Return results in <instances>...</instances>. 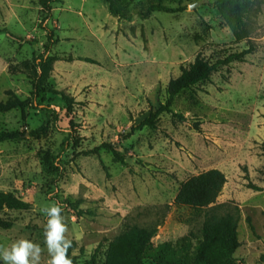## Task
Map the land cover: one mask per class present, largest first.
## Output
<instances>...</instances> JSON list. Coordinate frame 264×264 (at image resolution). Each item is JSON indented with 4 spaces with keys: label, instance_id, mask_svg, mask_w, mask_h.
I'll return each mask as SVG.
<instances>
[{
    "label": "rangeland",
    "instance_id": "374dc122",
    "mask_svg": "<svg viewBox=\"0 0 264 264\" xmlns=\"http://www.w3.org/2000/svg\"><path fill=\"white\" fill-rule=\"evenodd\" d=\"M154 1L113 0L114 14L110 0H0V27L7 28L0 33V100L8 90L30 99L24 112L0 113L4 130L21 133L0 143V191L31 204L0 212L13 222L0 227V248L29 239L48 264L43 209L54 203L79 263L98 247L104 261L126 224L158 226L155 244L177 243L200 234L204 219L175 204L180 184L218 168L227 182L217 203L241 213L235 257L264 264V192L249 188L264 187V5L253 20L256 52L179 94L173 113L130 135L166 101L181 66L199 53L215 61L247 48L234 41L215 0L195 8L203 0H165L185 9L148 14ZM49 55L61 60L42 80L38 64ZM86 57L96 63L80 60ZM54 91L76 99L71 112ZM103 143L126 162L105 149L89 153ZM67 201L79 202L82 216Z\"/></svg>",
    "mask_w": 264,
    "mask_h": 264
},
{
    "label": "trees",
    "instance_id": "16d2710c",
    "mask_svg": "<svg viewBox=\"0 0 264 264\" xmlns=\"http://www.w3.org/2000/svg\"><path fill=\"white\" fill-rule=\"evenodd\" d=\"M110 3L111 11L114 14H120L114 8L113 0H110ZM214 5L223 18L230 22L234 41L246 42L247 48L215 61H210L199 53L189 65L181 66V73L171 78L167 85L166 101L155 111H151L150 116L140 125L133 126L130 135L144 126H156L162 113H173L172 105L179 94L208 81L221 67L234 61H244L247 55L258 50V44L253 40V20L262 12L264 0H215ZM184 9L185 7L181 5L173 7L165 0H155L150 5L148 14L156 11L177 12ZM6 31V27H0V33ZM58 60L61 58L56 55L41 57L38 64L41 70V74L38 75L40 79L46 80L49 77L54 63ZM80 60L96 63L94 59L88 57L80 58ZM54 92L62 96L67 104L68 112H71L76 99L64 91ZM7 95L6 100H0V113L18 108L23 112L26 110L30 99H22L13 90H8ZM179 116L184 118L182 115ZM20 137L21 133L4 130L0 124V143ZM102 149L112 152L115 160L126 162L125 156L116 150L112 143H103L89 153L99 154ZM226 182V174L218 168H212L193 175L180 184L175 204L190 208L194 215L203 216L200 234L191 231L177 243L164 241L155 244L153 238L158 233V226L126 224L123 231L110 241L104 261L100 260L98 247L90 259L79 263L73 254L76 249L75 241H72V247L68 249V256L72 264H241L235 257L236 251L241 246L238 233L241 220L240 209L237 205L232 206V203H217ZM249 188L264 192V187L254 183H250ZM67 203L77 211L79 216H82L83 211L79 208V202L67 201ZM30 207V203L15 193L0 191V212L5 209L26 210ZM12 226V221L0 216L1 228L9 229ZM262 259L264 260V256Z\"/></svg>",
    "mask_w": 264,
    "mask_h": 264
},
{
    "label": "clouds",
    "instance_id": "9594fccd",
    "mask_svg": "<svg viewBox=\"0 0 264 264\" xmlns=\"http://www.w3.org/2000/svg\"><path fill=\"white\" fill-rule=\"evenodd\" d=\"M47 216L44 243L50 257L48 264H72L68 249L72 241L65 236L62 206L59 203L43 209ZM42 248L29 239H19L9 247L0 248V264H40Z\"/></svg>",
    "mask_w": 264,
    "mask_h": 264
},
{
    "label": "water",
    "instance_id": "95a60500",
    "mask_svg": "<svg viewBox=\"0 0 264 264\" xmlns=\"http://www.w3.org/2000/svg\"><path fill=\"white\" fill-rule=\"evenodd\" d=\"M208 0H203V1H199L197 3H194L193 5H191V8H195L196 6L200 5V4H203L205 2H207Z\"/></svg>",
    "mask_w": 264,
    "mask_h": 264
}]
</instances>
